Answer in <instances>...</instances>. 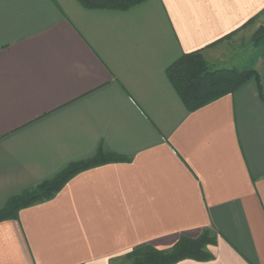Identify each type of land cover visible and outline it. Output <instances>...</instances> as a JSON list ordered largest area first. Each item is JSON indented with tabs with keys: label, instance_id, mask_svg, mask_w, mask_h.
Here are the masks:
<instances>
[{
	"label": "crops",
	"instance_id": "1",
	"mask_svg": "<svg viewBox=\"0 0 264 264\" xmlns=\"http://www.w3.org/2000/svg\"><path fill=\"white\" fill-rule=\"evenodd\" d=\"M54 2L0 0V209L100 147L126 160L0 222V264H129L204 231L213 258L176 264H264V95L249 81L189 112L166 74L196 51L238 69L264 0Z\"/></svg>",
	"mask_w": 264,
	"mask_h": 264
},
{
	"label": "trees",
	"instance_id": "2",
	"mask_svg": "<svg viewBox=\"0 0 264 264\" xmlns=\"http://www.w3.org/2000/svg\"><path fill=\"white\" fill-rule=\"evenodd\" d=\"M52 1L54 2V0ZM146 1L77 0L87 10L114 11H126ZM166 74L189 112L233 94L252 78L258 82L260 95H262L261 82L254 70L212 68L206 62L202 51L181 56L168 67ZM125 160V157L100 147L94 156L72 162L53 178L11 197L0 209V222L17 221L21 210L52 199L73 177L85 170ZM215 243L216 235L204 231L197 239L181 237L175 246L168 250H157L151 245H140L127 254L124 259L129 264H176L186 259L208 261L213 258L208 247Z\"/></svg>",
	"mask_w": 264,
	"mask_h": 264
},
{
	"label": "rangeland",
	"instance_id": "3",
	"mask_svg": "<svg viewBox=\"0 0 264 264\" xmlns=\"http://www.w3.org/2000/svg\"><path fill=\"white\" fill-rule=\"evenodd\" d=\"M260 24L261 26H264L261 21ZM244 36L245 37L242 38V43L241 42L234 43L235 44L234 48L238 54L233 59L232 63L228 64V66L233 68V66L235 65V67L238 69L254 70L259 76L261 82L262 95H264V38L254 43L250 35H244ZM250 81L255 82L256 85L258 86V82L256 81L255 78H252Z\"/></svg>",
	"mask_w": 264,
	"mask_h": 264
},
{
	"label": "water",
	"instance_id": "4",
	"mask_svg": "<svg viewBox=\"0 0 264 264\" xmlns=\"http://www.w3.org/2000/svg\"><path fill=\"white\" fill-rule=\"evenodd\" d=\"M264 38V26H261L257 31L256 33L253 35L252 37V41L254 43L262 40Z\"/></svg>",
	"mask_w": 264,
	"mask_h": 264
}]
</instances>
